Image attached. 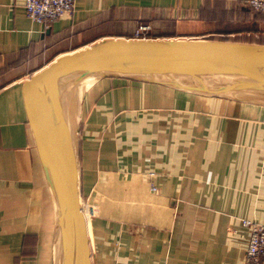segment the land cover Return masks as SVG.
Here are the masks:
<instances>
[{
	"label": "crops",
	"instance_id": "obj_1",
	"mask_svg": "<svg viewBox=\"0 0 264 264\" xmlns=\"http://www.w3.org/2000/svg\"><path fill=\"white\" fill-rule=\"evenodd\" d=\"M22 2L0 0V264H61L22 81L93 41L134 38L137 25L149 26L144 39L252 33L264 42V12L240 0H74L71 17L45 27ZM73 111L60 168L71 167L90 264H242L239 220L264 224V106L100 77Z\"/></svg>",
	"mask_w": 264,
	"mask_h": 264
},
{
	"label": "water",
	"instance_id": "obj_2",
	"mask_svg": "<svg viewBox=\"0 0 264 264\" xmlns=\"http://www.w3.org/2000/svg\"><path fill=\"white\" fill-rule=\"evenodd\" d=\"M120 77L264 106V44L210 38H101L62 53L22 81L36 155L57 205L61 264H90L68 155L65 101L85 78Z\"/></svg>",
	"mask_w": 264,
	"mask_h": 264
},
{
	"label": "built area",
	"instance_id": "obj_3",
	"mask_svg": "<svg viewBox=\"0 0 264 264\" xmlns=\"http://www.w3.org/2000/svg\"><path fill=\"white\" fill-rule=\"evenodd\" d=\"M74 0H23L22 8L25 16L39 22L45 27L50 22L62 16L71 17ZM240 4L253 12H264V0H240ZM148 25H137L133 31V37L144 39V32ZM148 178L152 173L147 174ZM151 191L155 187L149 184ZM84 211L88 218L94 215L93 206L85 201ZM240 225L248 230L247 243L243 251L242 264H264V224H257L248 219H240Z\"/></svg>",
	"mask_w": 264,
	"mask_h": 264
},
{
	"label": "bare ground",
	"instance_id": "obj_4",
	"mask_svg": "<svg viewBox=\"0 0 264 264\" xmlns=\"http://www.w3.org/2000/svg\"><path fill=\"white\" fill-rule=\"evenodd\" d=\"M94 80V78L92 77H87L85 79H83L68 95L66 101H65V116L68 119L67 121L69 122V124L72 126L71 122H72V114H73V106L75 103H77L79 95L81 93V91L86 88L92 81ZM70 125L69 128H70ZM71 131V128H70ZM84 214L87 218V214L84 211ZM85 221V218H84ZM85 232H86V236H87V225H86V221H85ZM88 237V236H87Z\"/></svg>",
	"mask_w": 264,
	"mask_h": 264
},
{
	"label": "trees",
	"instance_id": "obj_5",
	"mask_svg": "<svg viewBox=\"0 0 264 264\" xmlns=\"http://www.w3.org/2000/svg\"><path fill=\"white\" fill-rule=\"evenodd\" d=\"M255 13H261V12H255ZM165 33H168V32H165ZM147 35L148 36H146V37H149V34H147ZM260 35L261 34H256V37H253L252 33L247 34V35L244 33V35H242V37L234 36L232 38H229L228 36H223V37L213 36V37H208V38H210V39L232 40V41L247 42V43L264 44V42L259 39V37H262ZM23 240H25V236L22 237V244L24 243ZM21 254H23V250L21 251Z\"/></svg>",
	"mask_w": 264,
	"mask_h": 264
},
{
	"label": "rangeland",
	"instance_id": "obj_6",
	"mask_svg": "<svg viewBox=\"0 0 264 264\" xmlns=\"http://www.w3.org/2000/svg\"><path fill=\"white\" fill-rule=\"evenodd\" d=\"M155 32L153 33V34H155V33H158V34H161L163 31L162 30H154ZM156 35V34H155ZM89 219L90 218H88V216H87V223L89 222Z\"/></svg>",
	"mask_w": 264,
	"mask_h": 264
}]
</instances>
